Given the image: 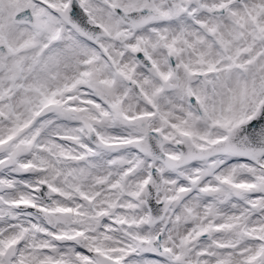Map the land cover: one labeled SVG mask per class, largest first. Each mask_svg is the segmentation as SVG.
Returning <instances> with one entry per match:
<instances>
[{"label": "snow or ice", "instance_id": "1", "mask_svg": "<svg viewBox=\"0 0 264 264\" xmlns=\"http://www.w3.org/2000/svg\"><path fill=\"white\" fill-rule=\"evenodd\" d=\"M0 264H264V0H0Z\"/></svg>", "mask_w": 264, "mask_h": 264}]
</instances>
